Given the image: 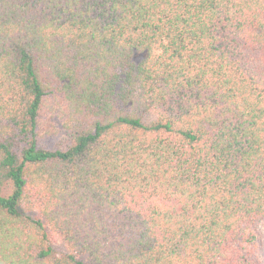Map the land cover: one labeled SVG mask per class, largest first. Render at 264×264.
I'll return each instance as SVG.
<instances>
[{"label": "trees", "instance_id": "1", "mask_svg": "<svg viewBox=\"0 0 264 264\" xmlns=\"http://www.w3.org/2000/svg\"><path fill=\"white\" fill-rule=\"evenodd\" d=\"M262 222L264 0H0V264H264Z\"/></svg>", "mask_w": 264, "mask_h": 264}, {"label": "rangeland", "instance_id": "2", "mask_svg": "<svg viewBox=\"0 0 264 264\" xmlns=\"http://www.w3.org/2000/svg\"><path fill=\"white\" fill-rule=\"evenodd\" d=\"M257 237H258V251L259 254L264 258V222L260 223L257 227ZM55 248L59 251H62V247L58 244L55 245Z\"/></svg>", "mask_w": 264, "mask_h": 264}]
</instances>
